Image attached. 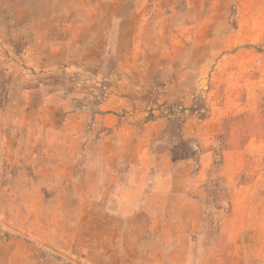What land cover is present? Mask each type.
I'll return each instance as SVG.
<instances>
[{
  "label": "rangeland",
  "instance_id": "1",
  "mask_svg": "<svg viewBox=\"0 0 264 264\" xmlns=\"http://www.w3.org/2000/svg\"><path fill=\"white\" fill-rule=\"evenodd\" d=\"M52 1L0 0V264H264V0Z\"/></svg>",
  "mask_w": 264,
  "mask_h": 264
},
{
  "label": "crops",
  "instance_id": "2",
  "mask_svg": "<svg viewBox=\"0 0 264 264\" xmlns=\"http://www.w3.org/2000/svg\"><path fill=\"white\" fill-rule=\"evenodd\" d=\"M70 1H73V0H70ZM88 1L94 3L95 20H100L102 22L103 19L109 18L112 21V23L106 24L104 26L105 30L100 31V33L102 34L130 33L131 34V32H129L127 28H130L131 21L134 20L136 22V20L140 19L138 17L139 2L143 1L142 5L144 6V1L146 0H74L75 7L66 6V5L60 6L59 3H57V5L55 6L56 0H54L50 3V8L47 9V10L50 9L52 14H49V13L40 14L39 19L47 21V24H46L47 27L51 28V30H48L47 33H55L56 25L60 26V24H53L55 20L54 12H56L57 10L68 12L71 9H77L80 12V20L82 19L85 20L87 19L86 9H87ZM107 4H109L110 6H107ZM120 18L126 20L128 24V25L126 24V27H124L123 25L114 26L113 20L120 19ZM66 25L67 24H64V27ZM97 25L98 27H101V28L103 27L102 24H97ZM136 26L137 24L133 27L136 28ZM114 28H119L120 30H115ZM124 28H126V30H124Z\"/></svg>",
  "mask_w": 264,
  "mask_h": 264
}]
</instances>
